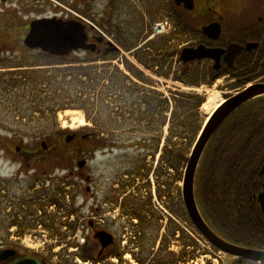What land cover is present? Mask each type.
Masks as SVG:
<instances>
[{"label": "rangeland", "instance_id": "rangeland-1", "mask_svg": "<svg viewBox=\"0 0 264 264\" xmlns=\"http://www.w3.org/2000/svg\"><path fill=\"white\" fill-rule=\"evenodd\" d=\"M134 1L140 25H135L133 29L140 27L137 29L139 36L136 35V40H130V45L123 47L113 34L115 44L122 51L100 58L80 50L63 59H51L63 63L76 58L94 60L86 65L101 77L98 87L88 91V98L84 96L88 104L85 111L65 109L56 114H41L37 108L38 103L36 105L32 99L34 91L30 85L32 81L28 78L34 79L40 75L37 71L43 70L45 57L22 47L0 54V183H9L12 193L31 184V177L36 171L41 175L45 197L44 221L51 219L52 223L55 222L60 235H53L45 227L41 239L30 236L32 231L26 232V238H32L35 242L44 241L48 252L51 255L59 252L58 259H63V262L75 264L73 254L78 251L82 253L86 246L97 256L100 247L88 227L90 221H100L106 218L107 211H111L108 216L113 221L118 239L122 240L120 249L135 243L136 262L129 261L128 264H231L228 255L218 252L201 235L183 204L186 167L201 130L209 122L203 104L207 101L208 91L212 90L220 92L224 99V82L209 85L207 76L203 75L197 65L190 67L192 74L189 80H185L180 53L191 37H185L186 32L181 34L173 30L167 35L149 40L154 23L165 17L164 10L158 0ZM114 25L119 26L121 23L116 22ZM129 48L131 52H128ZM152 55L153 59H148ZM136 56H139V61ZM140 60L155 65L154 70L144 67ZM136 79L141 80V83ZM129 80L136 82V86L131 85ZM129 86L138 89L140 96L128 90L125 92L124 89ZM178 93L196 96L199 108H194L196 102ZM147 98L149 103L145 101ZM178 99L190 103V107L194 108L190 113L192 119L184 113L181 114L184 117L174 119L172 111L176 109ZM45 104L49 106L50 102ZM149 109L152 110L151 114ZM68 110H81L85 125L80 128H73L71 124L64 126L61 115ZM195 113L198 117H195ZM177 120H186V128L190 127L187 132L178 131L182 138L176 135L170 137V128ZM90 121H93L94 130L98 129L107 135L105 138H117L120 142H114V146L109 147L105 141L92 142L89 135L83 141H64L74 131L88 134L92 128ZM63 132L66 136L61 137ZM159 138L160 149L163 144L171 147L178 144L180 147L184 157L177 168L171 169L167 160L162 162L163 150L156 156L151 155L147 146ZM44 141L48 144L46 150L42 145ZM138 142L146 146L136 145ZM80 161L87 163L83 169L78 166ZM140 168H144L145 172ZM88 177L89 181L86 179ZM3 188L0 185V203L5 202L1 197ZM63 188L65 194H55ZM54 197L62 198L65 210L69 209L72 213L68 222L73 221L70 225L73 232L62 225L65 211L51 206L50 200ZM107 204L113 209L105 211ZM12 206L15 211V206ZM29 206L28 203L26 207ZM134 212L141 216H135L138 218L137 225L132 217ZM114 216L117 220L113 219ZM1 223L4 226L5 221ZM132 225L135 226L134 235L137 232L135 237L131 235ZM15 240L2 241L9 243ZM55 249L58 251L54 252ZM70 249L75 252L71 253ZM54 262L55 259L48 260L49 264ZM92 262L90 260L83 264ZM94 262L103 264L101 260Z\"/></svg>", "mask_w": 264, "mask_h": 264}, {"label": "flooded vegetation", "instance_id": "flooded-vegetation-1", "mask_svg": "<svg viewBox=\"0 0 264 264\" xmlns=\"http://www.w3.org/2000/svg\"><path fill=\"white\" fill-rule=\"evenodd\" d=\"M158 2L165 17L173 22L174 29L181 34L186 32L185 37H191L183 49L203 47L204 51H212L213 57L194 59L187 65H197L203 75L207 76L209 85L223 81L222 85L226 89L222 91L225 95L224 105L230 103L234 107L218 129L220 131L226 124L229 125L232 150L217 152L219 157L230 158L228 170L233 172L231 179L237 183L234 189L224 193L223 203L227 202L231 207L228 213H224L225 219L207 216L200 204L199 208L206 223L220 239L254 254H231L221 251L210 242L209 244L218 252L228 255L231 264H264V255H258L264 253V0ZM78 18L87 24L89 44L95 47V51L91 50L90 53L100 58L122 51L115 44L113 34L123 47L130 45V40H136V35L139 36L137 29L140 27L133 29L135 25H140L134 0H0V54L22 47L43 56L42 51L31 50L26 45L32 23L45 19L67 21ZM116 22L121 25H114ZM102 28L112 35L109 36L103 31V36L100 32ZM128 50L132 51L130 48ZM138 57H135L137 61ZM148 59H153V55ZM142 63L140 64L147 69L154 70L155 65H150L147 61ZM135 76L141 79L137 74ZM138 79L136 81L141 83ZM129 82L136 86V82ZM133 86L124 89L125 92L128 90L140 95ZM88 135L92 142L96 139L120 142L117 138H105L106 134L92 128ZM88 135L74 132L72 141L87 140ZM31 179L33 182L25 189L17 188L21 192L11 193L9 183H0L4 187L1 197L5 201L0 203V252L11 251L8 259L0 264L26 257H34L42 264H49L41 255L24 250L17 241L6 242L8 239L23 237L27 231L41 233L44 229V182L37 171ZM28 203L30 206L26 207ZM12 205L15 206V211L12 210ZM107 205L105 211L113 209ZM110 214L111 211L106 212V218L102 219L100 226L95 221H90L88 227L93 232L94 239L99 230L115 236V242L104 249L97 241L101 261L103 264H128L129 261L135 263V243L120 249L122 241L118 240L113 221L108 216ZM113 219L117 220V217L114 216ZM1 221H5L4 226ZM3 239L6 241H2Z\"/></svg>", "mask_w": 264, "mask_h": 264}, {"label": "trees", "instance_id": "trees-1", "mask_svg": "<svg viewBox=\"0 0 264 264\" xmlns=\"http://www.w3.org/2000/svg\"><path fill=\"white\" fill-rule=\"evenodd\" d=\"M43 56L45 57L46 62L45 64H42L43 70L37 71L40 72V75L34 77V79L28 78L30 82L32 81V83H30V85H32V90L34 91L32 99H34L36 105L38 103V111L41 114H45L46 112H52L53 114H56L58 111L65 109L87 110L88 104H86L87 100H85V97L88 98L87 93L88 91L91 92L92 87L94 89L98 87V81L101 77L97 71L92 70V67H88L86 65L89 62V59L86 58L82 60L76 58L73 61L63 63L64 61L61 60L52 61L51 59L55 57L49 54H43ZM63 58L64 57H60L59 59ZM183 70H185V80H189L192 74L190 66L183 64ZM24 78L27 79V77ZM178 95L196 102L193 106L194 108H199V105H197L196 96H191L190 94L184 93H178ZM148 99L149 98L145 100L146 103H149ZM48 102H50L49 106L45 104ZM176 102H178V104H176V109L172 111L174 114V119L178 117H184L181 115L182 113H184L187 118L192 119L193 115L190 113H192L194 108L190 107V103L183 102L180 99L176 100ZM148 111L150 114L152 113V110L149 109ZM196 113H198V111H196ZM196 113L195 117H198ZM228 126L229 125L226 124L224 128H222L220 131L218 130L213 136L200 162L196 179V197L198 204H200V207H202V210L207 216H217L216 218L220 217L224 219L226 216L224 213H228L231 207V205H229L227 202H225V204L223 203V197L225 198L224 193L234 189V187L237 185V183L231 179L232 176H234L233 172L228 170L230 167V158L228 156L219 157L217 155V152L219 151L229 152L232 150L233 143L229 137ZM189 128V126L186 128V120H177V123L173 124V126L170 128V137L176 135L182 138V135L179 134L178 131L187 132ZM112 143L114 142H108L109 147L114 146ZM136 145L146 146V144L143 142H138ZM147 147H149L148 149L151 151V155L153 156H156L160 150H163V154L161 155L162 162L167 160V165H169L171 169L177 168V164L180 163V160H182L184 157V154L181 152L178 144L172 147L171 145H163V147L160 149V138L156 139ZM219 168L222 169L219 170ZM140 170H144V168H140ZM149 172L150 171L148 170V173ZM146 176L147 175H145V177ZM65 193L66 192H64L63 188L55 194L63 195ZM50 201L55 203L59 210L65 211V216H63V218H68L70 215H72L69 209L65 210L66 206H64L62 198L58 199L54 197L51 198ZM133 216H137L139 218L141 217L137 214V212H134ZM67 223L68 221H64L62 222V225H67ZM86 248L87 246L85 247L84 251L80 253V256L85 261L94 260L95 262H98L99 258L95 256L94 252H92L90 248Z\"/></svg>", "mask_w": 264, "mask_h": 264}, {"label": "water", "instance_id": "water-1", "mask_svg": "<svg viewBox=\"0 0 264 264\" xmlns=\"http://www.w3.org/2000/svg\"><path fill=\"white\" fill-rule=\"evenodd\" d=\"M26 45L30 49H40L43 52L55 56H69L78 50H95V47L89 44V37L86 25L78 21H64L62 19H45L32 23L31 30L26 38ZM213 57L212 51H204L203 47L193 49H183L181 60L185 63L194 59H202ZM234 110L230 103L223 105L210 118L209 122L204 126L200 134L199 141L189 159L184 181H183V202L185 209L196 228L216 247L231 254L253 255L246 249H239L218 237V235L209 227L204 220L198 206L196 198V178L200 162L213 136L221 126V124L229 117ZM70 140V138L68 139ZM44 149H47V143H42ZM85 161L78 163L79 167H83ZM96 239L102 243L103 248L112 244L114 241L112 235L105 231H99L95 235ZM11 251L6 250L0 252V262L7 260ZM259 257L263 254H258ZM7 264H42L41 261L34 257H26L15 260Z\"/></svg>", "mask_w": 264, "mask_h": 264}, {"label": "bare ground", "instance_id": "bare-ground-1", "mask_svg": "<svg viewBox=\"0 0 264 264\" xmlns=\"http://www.w3.org/2000/svg\"><path fill=\"white\" fill-rule=\"evenodd\" d=\"M224 105V99L221 97L220 92L208 91L207 101L203 104V111L207 115V119L210 118ZM67 117V119L65 118ZM61 120H63L64 126H71L73 128H80L85 125L84 114L81 110L74 111L68 110L64 114L61 115ZM207 120V121H208ZM27 245L32 246L33 248L38 247L40 245V241L35 242L32 238L26 239Z\"/></svg>", "mask_w": 264, "mask_h": 264}, {"label": "built area", "instance_id": "built-area-1", "mask_svg": "<svg viewBox=\"0 0 264 264\" xmlns=\"http://www.w3.org/2000/svg\"><path fill=\"white\" fill-rule=\"evenodd\" d=\"M156 28L158 30V33H165L168 30L169 26L167 25V23L166 24H158Z\"/></svg>", "mask_w": 264, "mask_h": 264}]
</instances>
